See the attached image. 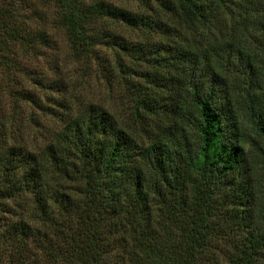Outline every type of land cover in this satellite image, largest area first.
Wrapping results in <instances>:
<instances>
[{
    "label": "trees",
    "instance_id": "1",
    "mask_svg": "<svg viewBox=\"0 0 264 264\" xmlns=\"http://www.w3.org/2000/svg\"><path fill=\"white\" fill-rule=\"evenodd\" d=\"M133 1L45 0L74 59L129 89L122 115L43 108L64 124L44 146L0 112V264H264V0ZM15 10L0 5L6 87L15 45L55 42Z\"/></svg>",
    "mask_w": 264,
    "mask_h": 264
},
{
    "label": "rangeland",
    "instance_id": "2",
    "mask_svg": "<svg viewBox=\"0 0 264 264\" xmlns=\"http://www.w3.org/2000/svg\"><path fill=\"white\" fill-rule=\"evenodd\" d=\"M105 1L132 11L142 8V5L133 0ZM0 5L16 9L18 21L30 22L34 30L47 29V33L55 41L53 49L44 50L38 56L30 54L23 57L22 49L15 45L13 52L20 61L21 73L15 75L9 87H6L9 76L6 73L0 74V112L4 111L8 117L15 116L17 122L22 120L24 137L28 143L44 146L46 141L41 139V132L49 130L51 133L64 125L56 120L58 125L51 115L44 116L43 108L53 109L50 113L66 112L68 108L76 112L93 103L106 107L116 115L125 112L121 105L126 101L124 97L129 86L116 80L112 88H108L96 69L93 68L95 73H92L85 60L74 59L63 31L55 25L56 12L51 5H47L45 0H0ZM121 35L133 40L136 37L126 30H122ZM26 94L36 99L40 106L22 102L21 98ZM222 254L225 255L226 252L223 251ZM223 255H219L220 262L226 264V257ZM105 264L129 263L122 255L110 257Z\"/></svg>",
    "mask_w": 264,
    "mask_h": 264
}]
</instances>
